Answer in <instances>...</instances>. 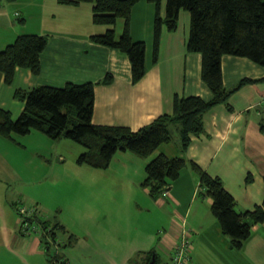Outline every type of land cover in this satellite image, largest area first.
<instances>
[{
  "label": "crops",
  "instance_id": "obj_1",
  "mask_svg": "<svg viewBox=\"0 0 264 264\" xmlns=\"http://www.w3.org/2000/svg\"><path fill=\"white\" fill-rule=\"evenodd\" d=\"M91 6L87 2L73 6L60 0H0V50L21 34L48 37L38 75L20 68L13 82L7 85L0 72V107L9 110L12 117H18L23 108V102L15 97L18 89L30 90L39 85L62 87L70 82L94 83L106 74L113 76L112 82L94 86V124L137 130L162 114L172 113L175 95L211 98L210 90L201 79V54L186 50L189 13L179 12L175 31L163 28L158 61L153 63L155 6L149 0H139L134 5L129 19L130 33L134 41L142 40L146 44L147 70L133 83L128 57L90 40V36L102 34L109 28L93 23ZM160 15L164 16V2ZM123 24V20L117 22L116 36L121 34ZM221 66L226 88L234 87L242 78L264 77V67L244 57L224 55ZM228 103L232 111L218 104L205 113L203 131L191 136L185 152H180V143L174 153L169 152V145L162 149L165 155H180L187 163L171 187L153 199L162 208L171 201L174 203L175 211L169 207L173 215L169 218L170 229L160 236L157 230L153 231L150 237L144 238L143 247L127 240L125 224L121 221L114 224L113 214H104V220L98 221L95 215L100 209L95 205L77 212L83 219L91 214L87 218L90 227H84L85 232L63 223L61 210V215L52 222H59L66 230L58 233L59 243L46 251L38 234H24L20 229L16 206L22 204V200L16 201L2 193L0 187V264H146L152 253L156 264H170L175 245L186 227H189L190 240L187 264H264V222L253 226L240 249L231 248L229 237L221 231L210 211V199L202 195L198 199L199 176L190 165L194 162L208 175L221 178L234 197L238 211L251 210L262 203L264 81L242 86L230 96ZM5 146L0 139V174L5 170L11 175L13 159L8 162L3 158ZM121 152L117 159L119 165L136 172L131 167L136 159L134 161L126 151ZM58 160L62 161V156ZM144 175L142 173L140 179ZM181 194H185L183 202ZM182 203L188 205L186 212ZM69 237H72L71 242H67ZM154 244L167 255L168 261L161 260ZM51 248L55 255H51Z\"/></svg>",
  "mask_w": 264,
  "mask_h": 264
},
{
  "label": "trees",
  "instance_id": "obj_2",
  "mask_svg": "<svg viewBox=\"0 0 264 264\" xmlns=\"http://www.w3.org/2000/svg\"><path fill=\"white\" fill-rule=\"evenodd\" d=\"M60 1L73 6L91 3L93 23L109 28L102 34L90 36V40L125 54L130 62L133 83L145 75L146 44L142 40H133L129 23L132 8L139 0ZM149 1L155 6L152 62L158 61L163 28L169 32L175 31L179 12L186 10L190 15L186 50L201 54V79L211 92L209 100L200 96L175 95L172 113L162 114L149 124L132 130L126 126L92 122L94 86L110 84L113 80L111 74L94 83L70 82L62 87L39 85L30 90H16L15 97L23 102L22 111L16 119L9 110L0 107V136L11 139L14 134L26 135L38 130L53 140L66 138L85 148L78 156L77 164L107 169L117 152L130 151L142 158L152 155L161 145L171 142L169 127L174 124L178 127L180 152H185L191 143V136L203 131V117L207 111L218 104H224L228 111H232L228 100L234 92L246 84L264 81V77L242 78L234 87L226 88L221 66L222 57L232 55L247 58L264 67V0ZM119 20H123L124 24L121 34L116 36L115 26ZM47 43L46 35L21 34L0 50V72L4 83L10 85L16 70L20 68L38 75L41 70L40 57ZM262 129L264 131V127ZM186 164L180 155L169 157L159 153L145 166L146 177L141 186L156 199L178 179ZM190 165L199 176V193L210 199V211L221 231L229 237L230 247L240 249L249 238L253 226L264 222V199L253 209L240 212L221 178L208 175L194 162H190ZM32 207L36 213L26 220L30 232L23 233L38 234L43 249L47 251L51 245L59 243L57 235L66 229L59 222L45 217L37 207ZM71 240L72 237H69L67 242Z\"/></svg>",
  "mask_w": 264,
  "mask_h": 264
},
{
  "label": "rangeland",
  "instance_id": "obj_3",
  "mask_svg": "<svg viewBox=\"0 0 264 264\" xmlns=\"http://www.w3.org/2000/svg\"><path fill=\"white\" fill-rule=\"evenodd\" d=\"M181 11L188 13L186 10ZM183 21L181 16V24ZM262 111L261 121L264 125V110ZM177 128V124L169 127L172 140L161 145L159 153H164L162 149L166 145H169V152L177 150L180 143ZM0 139L6 145L2 150L3 158L8 162L13 159L11 175L5 170L0 174L1 192L16 201L22 200L21 205H36L45 217L52 220H57L62 210V222L69 224L71 228L80 227L82 230L90 225V219L87 218L91 214L86 220L82 215H77V212L95 205L100 209L95 215L98 221L104 220V214H113L114 224L119 221L125 224L124 229H127L129 237L127 240L133 243L136 241L135 244L143 247L144 238L150 237L153 231L157 230V236H160L164 230L170 229L169 218L173 215L169 212L171 209L175 211L174 203L171 201L162 208L141 186L146 174L142 179L140 176L145 173L147 163L159 154H156L157 150L145 158L126 151L133 160L136 159L135 165L131 166L136 172H131L117 162L122 152L115 154L107 169L77 164L78 156L85 151L83 145L66 138L52 140L38 130H32L26 135L14 134L11 139ZM59 156H62V161L58 160ZM183 196L185 194H181L182 202L185 200ZM197 196L201 199L200 193ZM187 207V204L182 203L185 212ZM185 230H189V227ZM154 247L161 260L168 261L167 255L161 253L159 246L154 244ZM51 255H55L52 248Z\"/></svg>",
  "mask_w": 264,
  "mask_h": 264
},
{
  "label": "built area",
  "instance_id": "obj_4",
  "mask_svg": "<svg viewBox=\"0 0 264 264\" xmlns=\"http://www.w3.org/2000/svg\"><path fill=\"white\" fill-rule=\"evenodd\" d=\"M16 212L19 217L22 232L29 233L30 231H28L29 228L27 227L26 220L36 213V209L32 206L21 205L20 203L16 206ZM188 231L189 230L183 229L180 234L178 242L172 253V264H187V251L190 247V240L187 236Z\"/></svg>",
  "mask_w": 264,
  "mask_h": 264
},
{
  "label": "water",
  "instance_id": "obj_5",
  "mask_svg": "<svg viewBox=\"0 0 264 264\" xmlns=\"http://www.w3.org/2000/svg\"><path fill=\"white\" fill-rule=\"evenodd\" d=\"M147 264H156L154 253H152L151 258H150V260H149V262Z\"/></svg>",
  "mask_w": 264,
  "mask_h": 264
}]
</instances>
